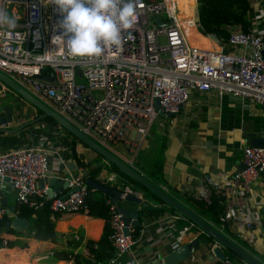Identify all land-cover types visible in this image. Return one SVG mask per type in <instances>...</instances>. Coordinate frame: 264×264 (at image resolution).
Wrapping results in <instances>:
<instances>
[{"label":"built area","instance_id":"obj_1","mask_svg":"<svg viewBox=\"0 0 264 264\" xmlns=\"http://www.w3.org/2000/svg\"><path fill=\"white\" fill-rule=\"evenodd\" d=\"M7 7L16 15L13 16L17 26L0 28V73L132 169H135L136 153L158 115L156 103L162 112L176 113L193 92L213 90L217 96L226 94L239 100L247 99L264 108V11L258 26L249 24L244 30L234 28L222 44L228 48L212 51L188 43L180 24L183 18L178 15L179 7L171 0H137V19L129 30L131 36L125 32L119 48L107 50L98 59L74 60L64 41L57 38L62 34L61 17L50 0H0V9L5 11ZM196 10L193 7L192 26L197 23ZM154 17L160 18L161 27L153 22ZM7 90L0 81V98ZM32 112L28 121L37 115L35 109ZM17 117L18 113H12L10 120L0 123V127L17 123ZM37 124L25 131L22 128L20 141L14 146L2 148L0 145V184L8 183L17 205L36 207L46 202L50 218L54 213L85 214L84 200L89 188L84 183L86 178L119 190V200H124L128 194L141 199L129 186L119 189L114 173L89 177V167L82 166L68 172L70 179H65L66 189L75 187L76 190L63 197L59 192L47 197L48 185L39 186L38 181L57 176L58 165L66 162L63 153L69 151L61 143L59 128L40 131L45 129V124ZM117 144L122 150L114 148ZM4 177L7 182L3 181ZM259 177H264V145L256 147L244 143L236 170L224 178L203 176L191 182L185 193L186 197L203 205L210 203L211 196L225 198L217 225L205 220L224 234V225L230 218L236 219L238 225L250 227L244 195L249 192V184ZM106 203L110 230L107 239L112 246V256L104 264H114L148 229L155 235L154 242H163L165 247L156 255L158 262L163 261L168 249L175 250L190 242L185 241V235L194 224L186 222L176 211L164 212L140 226L133 237L134 227L125 223L114 203L110 200ZM17 212L14 210V214ZM3 213L0 191V222ZM180 220L185 221L184 224L176 227ZM73 237L79 240L75 234ZM7 244L8 237L0 235V251L7 248ZM193 252L190 248L183 264L196 259ZM210 254L213 255L212 247ZM220 262L246 264L231 262L226 257Z\"/></svg>","mask_w":264,"mask_h":264},{"label":"crops","instance_id":"obj_2","mask_svg":"<svg viewBox=\"0 0 264 264\" xmlns=\"http://www.w3.org/2000/svg\"><path fill=\"white\" fill-rule=\"evenodd\" d=\"M171 1L175 5L179 4L181 6V11H185L184 13L188 19L192 16V6L194 9L197 8V0H189L190 2L188 0ZM250 7V24L258 26L261 19L257 17V14L262 16L264 0H253L250 3ZM9 12L10 16L14 17L13 15L15 14L12 11ZM182 21L180 22L181 25ZM221 49L224 50L223 48ZM7 89V92L11 94V103L0 100V104H8L13 114L19 113V117H17L19 119H17V123L12 122L6 128L0 127V129L4 130L0 133V145L2 148L15 145L3 146L1 144L3 137L18 136L22 128H24V131L27 128L31 129L36 122L25 125L19 130L22 124L28 122L31 114L26 118H20V113L22 112L20 107L16 105L17 102L22 101L32 111L35 108L21 99L9 87ZM159 119L160 121L157 122V125L151 130L149 129L150 133L148 132L138 149L136 156L138 152H140V156L137 160L135 156L134 167L136 171L155 185L160 186L170 197L184 206H186L184 204L186 198L188 199L185 192L191 182L197 181L203 176H209L213 179L217 177L224 178L240 166L241 146L244 143L248 144L247 135L251 134L255 138L264 139L263 107L247 99L239 100L226 94L217 96L213 90L193 92L189 99L179 106L176 113L170 116L162 115ZM43 123L45 124H43L45 129L40 131L55 129L52 124ZM59 134V137H61L62 131ZM19 138H21L20 134ZM67 150L69 153H63L64 161H66L65 163L74 164L75 167L80 166L78 164L81 160L93 157V154L89 151L90 149L81 146L80 141L73 144V151L70 147H67ZM74 151L76 152L75 156ZM124 152L125 150L122 153L126 154ZM97 161L99 166H101L98 173L105 175L106 163L108 162L104 158ZM116 184L120 186V183L116 182ZM38 185L40 186L39 181ZM42 185L47 186L46 180L43 181ZM0 191L4 213L8 217L5 222H9L13 216L17 215L14 214V207L16 206L14 191L6 184L3 186L0 184ZM58 192L63 194L65 189H61ZM138 193L141 196L142 203L146 205L124 200H117L115 205L128 210H137V219L141 226L153 220H147L140 216V211L143 207L149 206L163 209L164 212L170 211L167 206L165 208L158 203L144 201L141 193ZM244 203L249 208L247 219L251 221V225L249 228H245L243 225H238L235 221L236 219L230 218L227 224V233L231 237H228L254 257L264 262V177H259L249 184V192L244 195ZM186 207L188 208V206ZM64 216H68L65 226L58 228L57 225L64 219ZM27 222L29 226V221L27 220ZM184 222L183 220L178 221L176 227L183 225ZM102 226V219L86 216L84 213H59L55 220L54 230L62 233L63 236L58 238L55 244L26 237L28 228L20 232L13 231L14 234H9L0 227V235L14 240L15 244L19 245L20 242L24 241L28 242V247L26 248H19L18 246L2 248L0 251V264H72L71 261L58 260L48 255V249L53 246L56 249L75 252L76 249H81L86 239L96 240L101 233ZM5 227L13 230L10 226ZM199 232L200 230L198 231L195 227H191L188 232L191 234L188 240H196L197 247L199 244L197 240ZM70 233L78 235V245L69 239L67 234ZM144 235L143 238H136V242L131 246L130 250L122 254L114 264H128L130 260L134 261V264H153L154 260H156V255L161 254L165 247L162 245L163 242H159V244L154 242L155 235L152 230L148 229ZM66 240H69V242ZM9 251H17L18 254H12ZM193 254L196 259L190 264L221 263L214 258L209 260V256L204 259L203 256L196 254L195 250ZM179 264L183 263L180 262Z\"/></svg>","mask_w":264,"mask_h":264},{"label":"trees","instance_id":"obj_3","mask_svg":"<svg viewBox=\"0 0 264 264\" xmlns=\"http://www.w3.org/2000/svg\"><path fill=\"white\" fill-rule=\"evenodd\" d=\"M250 9V0H197V25L204 34L214 37L221 44H225L231 30L234 28L244 30L245 27L250 24ZM7 13H9V11ZM35 111L37 115H39L37 109H35ZM37 115L34 118H36ZM39 122H48L54 127L59 128L63 133L60 137L61 143L65 147H70L72 151L73 144L75 142H79L75 137L69 134L65 129L61 128L52 119L46 117L44 119L37 120L35 123ZM18 140L19 136H6L1 139V144L3 146H12ZM81 146L86 148V146H84L82 143ZM89 151L93 154V157L81 160L78 165L82 167H89L88 175L92 177L94 174L100 172L101 166H99L97 160L102 159V157L91 150ZM73 153L75 156L76 152L74 151ZM106 164L107 169L105 170V173H114L116 182L120 183L119 189H121L123 186H129L131 189L140 192L144 201L158 203L167 208L166 205L163 204L161 200L158 199L154 194L149 192L131 178L125 176L113 164L109 162ZM108 200H110V198L107 194H104L99 190H91L88 188L84 200L85 206L87 208L85 215L97 217L103 220V226L99 237L96 240L89 238L86 239L84 244L81 246V249H76L75 252L56 249V247L51 246L48 249V255L58 260L71 261L72 264H104L112 256V246L107 239V235L110 232L108 225V205L106 203ZM224 203L225 198L220 196H211L210 203L207 205H203V203L190 198H186V201L184 202V204L188 206V208L193 213L197 214L204 220L211 222L213 225H217L218 217L223 213ZM14 210L18 211L17 216L25 218L29 221L26 237L36 241H44L55 244L57 239L63 236L62 233L56 232L54 230V224L58 214L54 213L53 218H50V212L47 208L46 202L42 205H37L36 207H30L26 204H16ZM169 210L173 211L171 209ZM163 212V209L146 206L141 209L140 216L147 220H152L161 215ZM66 218H68V216H64V219L58 223V228L65 226V221L67 220ZM6 220H8V217L5 213H3L0 227L3 228L4 232L14 234L13 230H11L9 227H5L4 223ZM185 221L189 222V220L186 218ZM227 224L228 223L224 225L223 232L226 236L231 237V235L227 233ZM140 226V224L134 226L133 237L136 236ZM194 227L199 231L195 225ZM188 232L185 235V239L187 240L191 237V234ZM67 235L71 241L75 242L77 245L79 244V241L74 240L72 233ZM197 240L199 241V244L195 250L196 254L203 256L204 259H207L210 253V248L212 247L214 241L202 232H199ZM66 241L69 242V240ZM13 246L26 248L28 247V242H20V244L17 245L15 244L14 240L8 239L7 248H12ZM9 253L18 254L17 251H9ZM224 253L229 261H240L230 251H225Z\"/></svg>","mask_w":264,"mask_h":264},{"label":"water","instance_id":"obj_4","mask_svg":"<svg viewBox=\"0 0 264 264\" xmlns=\"http://www.w3.org/2000/svg\"><path fill=\"white\" fill-rule=\"evenodd\" d=\"M153 22L156 23L158 27L162 26L159 17H154ZM0 81L3 82L12 91H14L21 99H23L29 105L37 109V111L39 112V115L34 120L22 124L19 127V129L24 127L25 125H29L37 120H41L46 117L52 119L61 128L65 129L69 134L75 137L87 148L100 155L102 158H104L106 162L113 164L121 173L131 178L135 182L139 183L149 192L154 194L158 199H160L161 202L164 203L168 208L181 214L184 218L192 222L203 234L210 237L214 241V243L212 246L213 255L211 254L209 255V260H211L214 257L219 261H223L226 257L224 252L230 251L240 261L246 264H264V262L254 257L251 253L243 249L241 246H239L237 243L231 240L228 236L218 232L215 228L210 226L203 218L193 213L182 203L170 197L158 185H155L146 177H144L141 173H139L135 169L130 168L128 165H126L120 159H118L115 155L111 154L110 152L106 151L104 148H102L101 146L90 140L88 137H86L84 134L78 131L72 124L67 122L64 118H62L56 112H54L49 107L44 105L42 102L38 101L30 93H28L26 90H24L22 87L17 85L14 81H12L10 78H8L2 73H0ZM155 109L158 111V114L160 113V111H162L159 110L157 103L155 104ZM163 113L165 116H170L173 114V112H169V111ZM10 117H12V111L10 106L8 104H0V123L9 121ZM2 131L4 130L0 129V133ZM247 138L249 145L256 147H261L264 145V139L262 138H255L251 134L247 135ZM75 168H76L75 165L72 163L59 164L57 171L58 175L50 176L46 179L48 185V191L46 192V196L51 197L53 194L58 193L59 190L66 189V185H67L66 180L70 179V176L67 173L72 172L73 170H75ZM3 181L7 182L8 179L4 177ZM42 183L43 180H39L40 186L42 185ZM84 183L91 189L99 190L102 193L107 194L110 197V201L114 204L116 203L117 200H119L120 191L117 189L101 186L98 183L94 182L91 178H86L84 180ZM6 185H8V183H6ZM73 190H76V188L74 187L72 189H66L65 192L61 194V197L66 196ZM124 201L135 204L146 205L145 203H142V200L140 198H137L136 196L130 194L125 196ZM116 208L123 215V219L126 224L130 225L131 227L137 226L139 224V221L137 219V215H138L137 210L134 211L128 210L118 206H116ZM5 226H10L13 229V231L20 232L21 230H26L28 228V222L26 219L15 215L12 217L11 221L5 222ZM124 233H126V229H124ZM190 248H193L194 250L197 249L196 240H192L188 243L182 244L179 246L178 249L175 250L168 249L163 257V261L157 262L156 260H154L153 264H179L186 257L189 256Z\"/></svg>","mask_w":264,"mask_h":264},{"label":"clouds","instance_id":"obj_5","mask_svg":"<svg viewBox=\"0 0 264 264\" xmlns=\"http://www.w3.org/2000/svg\"><path fill=\"white\" fill-rule=\"evenodd\" d=\"M50 4L61 17L62 34L57 38L74 60L98 59L119 48L123 34L137 19V0H50ZM16 26L17 20L0 9V28Z\"/></svg>","mask_w":264,"mask_h":264},{"label":"rangeland","instance_id":"obj_6","mask_svg":"<svg viewBox=\"0 0 264 264\" xmlns=\"http://www.w3.org/2000/svg\"><path fill=\"white\" fill-rule=\"evenodd\" d=\"M252 2H253V0H250V3H252ZM177 6L179 7V12H180L181 6L179 4H177ZM10 7L9 8L7 7V9L5 11L8 12L9 11L8 9H10ZM192 8H193V6H192ZM11 9H12V7H11ZM19 11H20V9L17 10L18 14H19ZM257 17L259 19H261V16L259 14H257ZM180 18H182V17L180 16ZM191 19H192V16L190 17V19H188L187 17L185 18V16L182 19L183 20L182 21V27L184 29V33H185V36H186L188 43H192V44L194 43L195 45H197L198 47H200L203 50L220 51V48H223V49L228 48V47H225L224 45H222L214 37L204 34L199 29L196 22L192 26ZM11 99L12 98H11L10 92H5L0 100L2 102L11 103ZM43 99L46 103L49 104V101H47V99H45V98H43ZM16 105H18L20 107V110L22 112V113H20V118H26L32 113V109L29 106L25 105L24 103L18 101ZM52 107H54V106L52 105ZM159 114L160 115L157 118L155 117V119L152 123V126L150 127V130L157 125L158 121H160V119H159L160 116L164 115V113L162 111H160ZM18 117H19V115H18ZM38 125L39 124H34L33 127H37ZM149 133H150V131H149ZM114 148L117 150H122L118 144L116 146H114ZM139 156H140V152H138V154L136 156V160L139 158Z\"/></svg>","mask_w":264,"mask_h":264},{"label":"bare ground","instance_id":"obj_7","mask_svg":"<svg viewBox=\"0 0 264 264\" xmlns=\"http://www.w3.org/2000/svg\"><path fill=\"white\" fill-rule=\"evenodd\" d=\"M184 12H185V11H180V12H179V14H178V15H179V17L181 16V17L183 18V17L185 16V18H186V15H185V13H184ZM191 12H192V10H191ZM191 12H187V13H189V14H190ZM181 21H182V20H180V22H181Z\"/></svg>","mask_w":264,"mask_h":264}]
</instances>
